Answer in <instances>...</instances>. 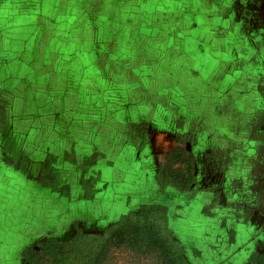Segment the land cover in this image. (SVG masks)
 <instances>
[{
	"label": "crops",
	"instance_id": "crops-1",
	"mask_svg": "<svg viewBox=\"0 0 264 264\" xmlns=\"http://www.w3.org/2000/svg\"><path fill=\"white\" fill-rule=\"evenodd\" d=\"M13 1L0 0V15H10L15 6ZM20 1L23 2L21 9L16 8L11 15L15 18L3 24V16H0V264H27L20 252L35 246L40 237L67 239L77 227L85 232L101 231L121 213L141 203L168 206L170 226L176 238L184 248L193 246L199 251L197 256L187 255L190 264H247L258 223L254 222L255 216L246 223L239 221L236 213L241 214L243 208L235 211L237 205L232 201H238L243 193L239 192L241 179L237 178V172H245L252 165L241 155L242 165L236 162L232 166L236 173L229 168L225 173L223 166L213 158L226 154V148L234 142L232 138L238 136L248 140L251 134L252 142L263 144L264 130L257 140L256 132L245 128L264 129V121L240 117L233 99L229 102V96H237L231 90L226 93L222 111L212 109L207 100L211 96L217 99L222 92L219 77L223 69L218 61L214 69H210L213 72L209 78L200 74L203 82L199 83L197 94L191 95L190 85L189 91L183 94L190 103L184 106L183 130L195 136L188 144L196 157V181L190 192L198 190L201 194L197 193L198 200H186L172 220V206L166 192L173 188L166 187L163 193H158L154 177L164 153L175 143L174 100L168 97L163 103L159 91H150L148 82H153L154 77L148 74L144 81L134 72L129 78L120 74L121 68L117 77L104 74L107 66L115 71L108 61L112 57L121 61L118 55L93 54L90 58V51H79L84 45L90 49L101 47L100 41L89 45L90 40L78 38L80 32L90 30L87 24L91 29L97 27L91 20L93 14L87 11L83 21L80 19L77 25L71 26L73 29H67L63 16L69 19L90 0ZM30 15H38L39 19L26 21V16ZM112 43L115 41H109V47ZM79 56L85 59L82 68ZM91 65H98L101 73L104 69L107 88L94 86L81 93V78L90 77L87 72ZM119 77L128 82L122 85ZM124 86L134 91L132 97L130 93L121 92ZM138 90L143 94L139 96ZM166 93L164 91L163 95L168 96ZM112 121L119 124L116 131L110 132ZM140 123H145V129H149L145 131L148 138L143 142L135 130ZM218 128H230L228 138L225 139ZM48 157H53L49 165L55 173L54 184L43 177L48 173ZM228 164L231 166L230 160ZM223 174H233L235 180L220 179ZM55 185H67L69 194H60L54 190ZM218 190L223 196L217 213L213 218L200 215L199 209L204 205L201 198L212 199ZM53 193L59 197L52 200L44 217L46 209L42 205H47L49 194ZM59 204L65 205V210L57 214L55 225L46 228V222L56 218H51V210L60 207ZM38 216L43 218L42 222L38 221ZM214 220H223L224 226L216 230L209 227V222ZM229 229L235 230L234 241L226 245ZM216 233L220 236L216 237ZM216 240L222 243L215 248L219 252L214 254L212 244Z\"/></svg>",
	"mask_w": 264,
	"mask_h": 264
},
{
	"label": "rangeland",
	"instance_id": "rangeland-1",
	"mask_svg": "<svg viewBox=\"0 0 264 264\" xmlns=\"http://www.w3.org/2000/svg\"><path fill=\"white\" fill-rule=\"evenodd\" d=\"M13 3L15 6L10 11V15H0L3 16L1 19L3 24H7L10 19L15 18L11 15L16 8L21 9L20 6L23 4L20 0H14ZM87 11L89 15L93 14V18H90L93 20L92 23L97 24V27L91 29L90 24H87L86 27L90 30L80 32L78 38L90 40L89 45H92V41L96 43L100 41L101 47L90 49L84 45L79 47V51H90L88 55L90 58L93 54H97L96 56L118 55L121 61L114 57L108 61L112 63L115 71L107 66L104 74L117 77V71L121 68L120 74H126L128 78L131 72H134L133 74L138 78L141 77L142 81L146 74L148 77H154L153 82H148L150 91H159L163 103H166L164 100L168 97L174 100L175 132L184 133L183 111L184 106H190V103L188 97L183 98V94L189 91L188 85H190L191 95L197 94L199 83L203 82L200 74H203V78H209L217 61L218 66L223 69L220 70L222 73L220 72L219 79H222L221 87L224 96L220 92L217 99L211 96L207 100L208 103H211L212 109L220 113L222 104L226 103V93L231 90L236 92L237 96L233 94V97L229 96L228 99L229 102L233 99V105L236 104L240 110V117L243 119L253 117L251 119L254 121L257 119L260 122L264 121V0H90L89 4L84 5L83 10H75L74 15L69 19L63 16L67 29L72 28V25H77L80 19L83 21ZM3 12L5 13V10ZM7 13L8 11H6ZM57 16L60 18V15ZM38 19V15L26 16V21L29 22ZM73 36L71 34V38ZM109 41H115L114 44L112 43V47H109ZM88 56L87 58H89ZM79 57L81 61L78 60L82 68L85 59ZM115 61L116 63H113ZM211 68L213 69L210 70ZM205 72L208 74L205 75ZM87 73L90 77L81 78L83 87L81 93L94 86L107 88L105 86L107 77L101 73L98 65H91ZM118 80L122 82V85L128 82L123 77H119ZM230 81L233 82L232 85H230ZM143 88L145 87L143 86ZM124 91L126 95L130 93V97H132L131 93H134L131 89L127 90L125 86L121 89V92ZM164 91H167L166 94L169 95L164 96ZM138 92L139 96L143 94L141 90H138L137 94ZM130 97L127 96V98ZM235 97L237 98L236 102L234 101ZM117 124L119 123L111 122L110 132L116 131ZM146 129L149 132V129ZM245 129L249 132L255 131L254 137L257 140L262 136L261 133L264 130L251 127ZM217 130L225 136V139L228 138L227 134H229L230 128H218ZM241 130L240 128L239 131ZM147 132L146 138H148ZM193 137L195 138V136ZM232 140L234 142L226 148V154L215 155L213 159L223 166L225 173L228 168L235 172L232 168L233 163L237 162L242 165L241 155L245 160L251 162L249 163L252 167L247 166L245 172H237V178L241 179V181L238 180L241 187L239 192H243L238 201L242 202L233 200L232 203L237 205V208L235 207L237 212L243 208L241 214L236 213V217L240 221L246 223L248 216L252 213L255 215L254 222L259 219L264 229V143L252 142L254 138L251 137V134H249L248 140L240 136L232 138ZM228 160H230L231 166L228 164ZM145 163L142 162V164ZM223 176H219V178H224V181L235 180L233 174ZM242 181L245 184L241 183ZM154 182L156 183L155 177ZM227 189L229 190V188ZM164 190H157V192L163 193ZM218 192H220V196L218 193H214L212 199L201 198L204 205L199 209L200 215L213 218L217 208L216 204L223 196H221V190ZM166 193L172 206V220L176 219L178 211L186 204V200H198L197 193L201 194L198 190L194 191V194L193 192H180L175 188L168 189ZM49 195L47 205H42L46 209L43 213L44 217L50 209L52 200H57L59 197V194L55 193ZM228 200L230 202V198ZM229 202H226L227 205L230 204ZM59 205L60 207L51 210L53 213L51 218H56L47 221L46 228L55 225L57 214L63 213L65 210V205ZM203 209L206 210L203 211ZM206 211L211 214H206ZM37 219L40 222L43 220L40 216ZM38 221L37 223L40 224ZM210 226L216 230L219 220L209 222ZM255 237H257L255 242H258L261 247L264 246V235L259 233Z\"/></svg>",
	"mask_w": 264,
	"mask_h": 264
},
{
	"label": "trees",
	"instance_id": "trees-1",
	"mask_svg": "<svg viewBox=\"0 0 264 264\" xmlns=\"http://www.w3.org/2000/svg\"><path fill=\"white\" fill-rule=\"evenodd\" d=\"M135 130L143 142L145 123L136 125ZM193 140L189 133L175 134V143L164 153L155 175L158 191L166 187L190 191L196 180V157L187 143ZM51 161L53 157H48V173L43 177L54 184ZM53 188L62 195L69 194L67 185ZM20 254L27 264H189L169 226L168 206L161 203H141L121 213L101 232L77 228L67 239L40 237L35 246L24 248ZM248 260L249 264H264V251H252Z\"/></svg>",
	"mask_w": 264,
	"mask_h": 264
},
{
	"label": "flooded vegetation",
	"instance_id": "flooded-vegetation-1",
	"mask_svg": "<svg viewBox=\"0 0 264 264\" xmlns=\"http://www.w3.org/2000/svg\"><path fill=\"white\" fill-rule=\"evenodd\" d=\"M177 133V132H176ZM189 143V142H188ZM188 143H187V146H188ZM196 172V171H195ZM196 181V180H195ZM192 187V186H191ZM173 188V187H172ZM178 190V189H177ZM180 191V190H179ZM190 191H191V189H190ZM190 191H188V192H190ZM180 192H182V191H180ZM185 193H187V192H185ZM216 193H218V195L220 196V192H218V191H216L215 192V194ZM220 201H221V198H220V200H218V202H217V204H216V206L218 207L219 205H220ZM217 213V211L215 212V214ZM168 214H169V210H168ZM206 214H208V215H210L211 213H209V212H206ZM214 214V215H215ZM252 213H250V215L248 216V219L246 220V222H248L253 216H255L254 214H252ZM240 221V220H239ZM242 223L244 222V221H241ZM221 223V224H220ZM256 223H258V229L257 230H254V233L253 234H255V236L256 235H258L259 233L261 234V235H264V229L262 228V225H261V223H260V220L258 219V220H256ZM111 224V223H110ZM109 225V224H108ZM107 226V225H106ZM169 226H170V217H169ZM222 226H224V221L222 220V222H220V220H219V226H218V229H220V227H222ZM77 228H80V227H77ZM77 228H76V230H77ZM170 228L172 229V227L170 226ZM81 229V228H80ZM82 230V229H81ZM103 230V229H102ZM101 230V231H102ZM83 231V230H82ZM101 231H98V232H101ZM230 231H232V232H230ZM76 232V231H75ZM172 232H173V235H174V231H173V229H172ZM234 233H235V230H233V229H229L228 230V238L225 240V244L226 245H228V242H233L234 241ZM220 236V234L219 233H216V237H219ZM174 237L176 238V236L174 235ZM255 238H257V237H254L253 238V241L255 242ZM177 240H179L178 238H176ZM180 241V240H179ZM256 241H258V240H256ZM181 242V241H180ZM221 243H222V240H216V242L215 243H213L212 244V248L214 249V254L216 253H218L219 251L216 249L215 250V248H217V247H220V245H221ZM181 246H182V249H183V253H184V255H185V257L187 258V260H188V262H189V264L191 263L190 262V260H189V258H188V256L187 255H194V256H197L198 255V253H199V251L196 249V248H194L193 246H191V247H187V246H185V248L183 247V245H182V243H181ZM249 249H251L250 250V252H249V255H250V253L252 252V251H264V246H259V243L258 242H255L251 247H249ZM249 255H248V258H249ZM248 258H247V260H248ZM247 264H249V260L247 261Z\"/></svg>",
	"mask_w": 264,
	"mask_h": 264
}]
</instances>
